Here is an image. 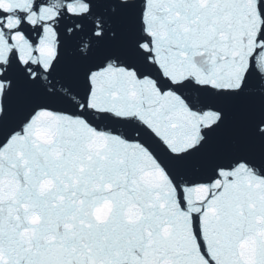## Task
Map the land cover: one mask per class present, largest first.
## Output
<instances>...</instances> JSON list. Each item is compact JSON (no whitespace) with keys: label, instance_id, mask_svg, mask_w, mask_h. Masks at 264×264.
I'll return each mask as SVG.
<instances>
[{"label":"snow or ice","instance_id":"6c2138e0","mask_svg":"<svg viewBox=\"0 0 264 264\" xmlns=\"http://www.w3.org/2000/svg\"><path fill=\"white\" fill-rule=\"evenodd\" d=\"M0 264H264V0H0Z\"/></svg>","mask_w":264,"mask_h":264}]
</instances>
